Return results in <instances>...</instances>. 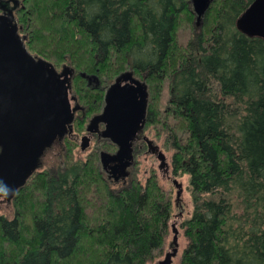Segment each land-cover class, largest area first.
<instances>
[{
	"label": "trees",
	"instance_id": "1",
	"mask_svg": "<svg viewBox=\"0 0 264 264\" xmlns=\"http://www.w3.org/2000/svg\"><path fill=\"white\" fill-rule=\"evenodd\" d=\"M20 1L29 52L73 71L85 111L76 135L101 111L108 82L145 73L147 125L188 178L179 264H264V39L235 27L252 0H210L199 22L191 0ZM76 145L65 140L63 168L35 171L10 201L13 216L0 214V264H145L163 246L172 194L155 168L142 182L137 161L117 192L99 172V148L76 159Z\"/></svg>",
	"mask_w": 264,
	"mask_h": 264
},
{
	"label": "water",
	"instance_id": "2",
	"mask_svg": "<svg viewBox=\"0 0 264 264\" xmlns=\"http://www.w3.org/2000/svg\"><path fill=\"white\" fill-rule=\"evenodd\" d=\"M210 0H191L197 21ZM20 0H0V198L10 202L39 168L40 157L55 139L71 130L76 107L70 96L73 71L57 70L45 58L29 52L15 15ZM235 27L248 37L264 39V0H252L235 19ZM148 90L132 72L117 76L106 89L104 106L89 120L86 131L99 132L117 146L101 151L99 162L114 179L126 175L133 161L132 139L147 118ZM99 123L104 128L99 131ZM88 141L82 138L80 147ZM157 158L164 154L154 148ZM173 252L160 264H170Z\"/></svg>",
	"mask_w": 264,
	"mask_h": 264
},
{
	"label": "rangeland",
	"instance_id": "3",
	"mask_svg": "<svg viewBox=\"0 0 264 264\" xmlns=\"http://www.w3.org/2000/svg\"><path fill=\"white\" fill-rule=\"evenodd\" d=\"M191 30L185 25L181 27L178 31V41L185 43L188 41V39L191 36ZM61 68H57V70H60ZM144 72L141 73L140 77H136L133 73V77L139 80H145L144 78ZM112 83V82H110ZM162 105L161 107L163 108L166 104V100L169 97V93L166 87L163 86L162 88ZM70 96H74L72 92H70ZM71 106H77L76 99L71 100ZM99 114V113H97ZM84 133V132H82ZM80 133V134H82ZM78 134V135H80ZM155 141V140H154ZM158 143L161 145V141L156 139ZM77 145L74 148V157L76 159H84L86 155L91 151L94 150V146L96 147H101L99 144H96L93 140H91V146L89 148H82L80 147L79 143L80 137L77 138L76 140ZM101 149V148H99ZM98 149V150H99ZM161 149L166 155V161H167V168H169L168 173L165 172L166 169L161 168L160 164V159H158L156 156H149L148 158L150 165H152L157 173V176L160 180L161 186L166 189L170 190L172 194V215L171 218L168 222V231L164 239V244L162 246V249L160 252H155L153 257L148 259L145 264H156L159 259H162L164 256V252L171 251L170 250V243L174 238L175 232L173 229H175L176 234H177V254L172 258V264H179L180 261V256L185 248V246L188 243V240L186 236L184 235V229L180 226V222L184 219H186L192 211V202H191V195H190V190L188 189V178L187 176H178V175H173L170 171L171 167V157H172V151L171 149L165 150L163 146L161 145ZM101 151H106L101 149ZM108 152V151H106ZM138 155H141L140 152L137 153ZM142 156V155H141ZM139 156V157H141ZM143 157V156H142ZM152 157V158H151ZM65 151L64 147H62V150L59 149L58 147H52L50 148L46 154L44 155L43 158V164L44 167L43 169H48L50 171L56 172L58 169L63 168L65 164ZM140 162V161H139ZM141 168V169H140ZM145 167H140V175H143V172L145 170ZM56 170V171H55ZM177 192H179L177 194ZM0 214H4L7 217H12L14 214V209L11 204V202H7L0 198Z\"/></svg>",
	"mask_w": 264,
	"mask_h": 264
},
{
	"label": "flooded vegetation",
	"instance_id": "4",
	"mask_svg": "<svg viewBox=\"0 0 264 264\" xmlns=\"http://www.w3.org/2000/svg\"><path fill=\"white\" fill-rule=\"evenodd\" d=\"M113 81H110V82H113ZM87 82L92 87H97L98 86V83H95L91 79H88ZM110 82H108V84L103 88V94L104 95H103V101H102L101 111H102L103 106H104V96H105V92H106V89L110 86V84H111ZM74 98L75 97H73V99ZM76 102H77V100H76ZM73 107H76V110H75V113H74V119L77 118V117H82V116H80V112L81 111L83 112L82 115H84L85 111L82 110V106L78 102H77V106H73ZM147 115H148V102H147ZM89 120H88L87 124L89 123ZM87 124H86V126H87ZM97 128L99 129V131H101L104 128V125L102 123H99V125H98ZM79 137H80V141L82 140V138H85L88 141V145H87L86 148H89L91 146V140H93L96 144H99L101 146L99 148H101V149H103V147L106 144L115 145L109 139L101 137L100 134H99V132H89V131H86V127H85L84 133H82L80 135H76L71 130H68V132L65 135H63L60 138L55 139V141L52 143V145L44 151V153L40 157V166H39V168L36 171H41L43 169V167H44L43 158H44V155L46 154V152L50 148H52V147H58L59 149L62 150V147L64 145V141L65 140H67V139H71V140L72 139H75V140H77V138H79ZM154 140L155 139H154V136H153L152 126L147 125V118H146L143 126L141 127V129H139L136 132L134 138L132 139L133 161H132L131 165H129L126 168V170H125L126 171V175L118 176L117 179H114L105 169H103V167L101 166V164L99 162V172L101 173V175L103 176V178L106 181L109 182V184L111 185V187L113 188L114 191H117L118 192L120 189H122V188L127 187V186L130 185L131 171L135 167V165L137 164V161H140L138 163V165L140 167H145L146 166V168H145V170L143 172V175L140 176V180L142 182H144V180L146 179V177L148 175L149 169L153 167L152 165H150V162L148 160V158H150L149 156H153V157L156 156L157 157V154L155 153V150H154L155 146H158L159 147V150L163 152V150L161 149V145L156 140L155 141ZM101 149L98 150V156H99V153L101 152ZM116 149H117V146H116ZM116 149H115V151H116ZM142 149H143V151L141 152V155L143 157L141 155H138L137 154L139 152V150H142ZM163 154H164L163 161L160 162L159 165L161 166V168L166 169L165 172L168 173L169 168H167L166 155H165L164 152H163ZM139 156H141V157H139ZM171 163H172V157H171L170 164ZM170 171L175 176V174L173 172L172 165L170 167ZM178 193L179 192H177V194ZM172 241H171L170 247H169L171 251L164 252L163 258L162 259H159L156 264H160L163 260H165V258H166V256L168 254H171L173 252V249L175 248V245L172 243ZM161 249H162V247L160 248L159 252L161 251ZM172 258H173V256H171V262H170V264H172Z\"/></svg>",
	"mask_w": 264,
	"mask_h": 264
}]
</instances>
